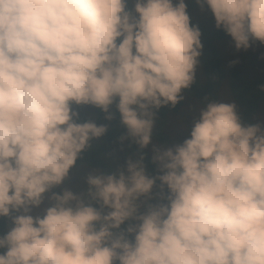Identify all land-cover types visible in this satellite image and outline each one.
Here are the masks:
<instances>
[{
    "label": "clouds",
    "instance_id": "9594fccd",
    "mask_svg": "<svg viewBox=\"0 0 264 264\" xmlns=\"http://www.w3.org/2000/svg\"><path fill=\"white\" fill-rule=\"evenodd\" d=\"M195 2L237 50L264 44V0ZM202 48L185 0H0V264H264V121L205 96L181 143L153 139ZM80 106L119 114L123 163L87 159L109 125Z\"/></svg>",
    "mask_w": 264,
    "mask_h": 264
},
{
    "label": "trees",
    "instance_id": "16d2710c",
    "mask_svg": "<svg viewBox=\"0 0 264 264\" xmlns=\"http://www.w3.org/2000/svg\"><path fill=\"white\" fill-rule=\"evenodd\" d=\"M185 3L187 5V12L190 16L191 24L198 25L201 31V43L203 48L201 56L199 57L198 69H201L202 73H204V80H197V83L192 86L190 92H186L185 95H188L187 100H189V102L197 103L201 106V102L205 96H210L211 98L220 100L219 91L223 85L226 75L222 69L221 54L217 44L224 41L229 35H227L222 29H210L194 18L192 12L200 7L195 0H185ZM129 7H131V5H129ZM213 77L215 78V81H213ZM262 84H264V78L247 80L239 73H233L230 75V94L232 99L237 102L239 111L238 114L245 121L257 122L256 118L258 113L264 105V93L260 92V85ZM186 104L187 103L185 101H182L175 109L167 110L162 108L157 112L158 124L154 130V140L161 143L168 140L165 129V117L168 116V112L178 114L183 110V107ZM112 111L115 112L114 106ZM196 113L197 111L193 113V116ZM95 115L97 117L98 124L107 123L109 125V130L105 136L91 141L92 148L89 152L85 153V156L95 167H103L106 170L115 168L117 160L116 155L114 160H108L105 159V153L115 150V147L118 144V137L124 134L125 129L119 122L118 113L115 114L114 119L110 122L104 120V113L99 109H95ZM84 120L89 119L80 116V122H83ZM162 122H164V125ZM134 149L135 145L129 146L128 142H125L126 155L129 151ZM83 169L89 170L87 164L81 165V162L77 161V167L72 170L71 178H73L75 172ZM8 227L9 221L7 218H0V234L5 232Z\"/></svg>",
    "mask_w": 264,
    "mask_h": 264
},
{
    "label": "rangeland",
    "instance_id": "374dc122",
    "mask_svg": "<svg viewBox=\"0 0 264 264\" xmlns=\"http://www.w3.org/2000/svg\"><path fill=\"white\" fill-rule=\"evenodd\" d=\"M173 2L175 4L176 0H173ZM192 15L198 22L210 29L216 28L213 15L210 10H208L207 6L203 9L199 7L192 12ZM217 47L221 54L222 68L226 74V78L219 91L220 100H233L229 90V79L231 74L239 73L247 80L264 78V44H261L259 41H253L251 42V47L249 49L237 50L234 46L232 38L228 36L224 41L218 43ZM198 80H204V73H202L201 69H198ZM187 98L188 96L185 97L184 101L187 104L183 107L182 111L176 115H171L172 113L168 112L169 116L165 117L166 136L172 143H181L188 135L187 131H181V127L187 125L191 121L193 113L198 111V108L200 107L197 103L189 102ZM95 109L96 108L92 106H80L77 110L79 111L80 116L94 120L98 123L95 115ZM256 121H264V105L261 107ZM162 123L164 125V122ZM154 141L161 143L157 140ZM115 153L117 158L116 162L118 161L119 163H123L127 156L125 154V145L123 150H120V145L118 143L115 147ZM87 171L89 170L83 169L75 172L73 178L69 181L68 186L72 187L75 191H79L82 184L81 178L87 173Z\"/></svg>",
    "mask_w": 264,
    "mask_h": 264
}]
</instances>
